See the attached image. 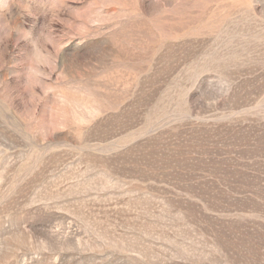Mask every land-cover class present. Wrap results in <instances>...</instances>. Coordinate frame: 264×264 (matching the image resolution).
Wrapping results in <instances>:
<instances>
[{
	"label": "rangeland",
	"instance_id": "1",
	"mask_svg": "<svg viewBox=\"0 0 264 264\" xmlns=\"http://www.w3.org/2000/svg\"><path fill=\"white\" fill-rule=\"evenodd\" d=\"M0 264H264V0H0Z\"/></svg>",
	"mask_w": 264,
	"mask_h": 264
}]
</instances>
